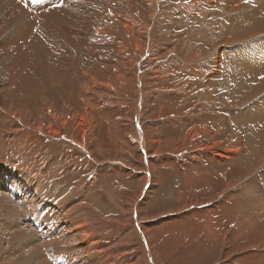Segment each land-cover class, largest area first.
<instances>
[{"label": "rangeland", "instance_id": "rangeland-1", "mask_svg": "<svg viewBox=\"0 0 264 264\" xmlns=\"http://www.w3.org/2000/svg\"><path fill=\"white\" fill-rule=\"evenodd\" d=\"M244 1L36 0L24 16L0 0V264L59 263L48 242L70 219L21 210L44 192V210L81 205L118 264H264V149L254 165L236 123L264 125V93L247 110L222 81L264 69V32L224 35L264 8Z\"/></svg>", "mask_w": 264, "mask_h": 264}, {"label": "bare ground", "instance_id": "bare-ground-1", "mask_svg": "<svg viewBox=\"0 0 264 264\" xmlns=\"http://www.w3.org/2000/svg\"><path fill=\"white\" fill-rule=\"evenodd\" d=\"M55 1L56 0H42L43 3H51V4L55 3ZM5 2L12 3L13 5L16 4L17 8L23 12L24 16L32 15L31 13H33V11L35 9L38 10V12H43V6L42 5H37L36 4V0H1L2 4H4ZM246 4H247V7L250 6L249 2L246 3L244 1V2L241 3V5L244 6V7L246 6ZM255 5H258V4H255ZM258 9H260L259 5H258ZM263 11H264V8L261 9L260 11L256 10V12H254V13H252V11H251V13L254 15V17H253L254 19L253 18L251 19V17H250V21L249 20H245L244 23L238 24V25L235 23L233 28L227 29L226 26H224L223 27L224 35H226L227 37H230V40L233 42V41H237L238 40V39L236 40V38H239V37L242 36V34H241L242 32H246V33L249 32L248 31L249 29H251L253 31L252 33H253L254 36H256L257 34L263 33L264 32V16H261V14H262L261 12H263ZM37 32L39 33V30H37ZM233 37H235L234 40L232 39ZM245 37L249 38L247 36V34H246ZM33 38H34V36H33ZM23 43H21V45ZM33 45H35V44H33ZM24 46H26V49H25L26 51H28V50L31 51L29 49L30 44H25ZM24 46H20V48H18V49L22 50ZM39 48H41V45L39 46ZM232 60H233V58H232ZM217 61L214 62V64H217V66H216V70L217 71H220L218 69H222V68H224V66L226 68L230 69V70L231 69L233 70V67H228V65H225V63L223 62V58L222 57L219 56L218 63H217ZM236 63H239V62L237 61ZM242 63H244V61ZM243 65L241 64L240 66L242 67ZM253 65L254 64H250V65L249 64L248 65L245 64L244 66H246V69L244 68V71H251L252 72V68L255 69L254 73H259V74H255V75H257L255 77H251L250 76V77H247V79H242L241 80L239 78L241 72L239 71V69H236V70H233L235 72L234 74L232 73V71H229V74H224V77H223L224 80L222 79L223 82L226 81L227 83L233 84V87H230L234 91L232 99L235 100L238 105H240V104L247 105V104L250 103L249 105L243 107V108H246V109L249 106H251V105H253L255 103L257 104V102L255 101L254 98H255V96L258 93H261V92L264 93V69L263 70H259L258 69L259 67H256V66H253ZM37 70L39 71V69H37ZM218 75H219V73H218ZM238 79H240V82H238ZM29 80H30V78H29ZM235 82H237V83H235ZM24 84L25 83L22 84L23 87H26L27 85L26 84L24 85ZM235 85H237V87ZM254 85H255V87L252 89V86H254ZM223 86H222V88H223ZM262 101H264V100L262 99ZM262 101L259 102L260 105L258 106V108L263 106L262 105V103H263ZM250 108H253V107H250ZM255 108H257V105H256ZM241 115L243 116V118H246V117H249V118H247L245 121L243 119H241L239 121H236V123H237L238 129L242 128L243 133H247L248 132V134L251 136V140H250L251 142L249 144H247V145L245 144V146H248L247 150L250 152V157H251L250 159H251L252 163H254V165L257 166L258 164H257V160L255 158L256 152H257L258 148H260L261 151H262V146H263V149H264V125H263V123H261L262 121L259 122L260 118L254 117L250 113L246 114V115H243V114H241ZM239 122H241V123H239ZM243 122H246L247 124H244ZM237 150H239V149L237 148ZM241 152H242V148H241ZM232 153L233 152H231L230 154H232ZM228 155L229 154H227V156ZM221 158H225L224 155ZM149 166H150V164H149ZM151 175H152V173H150V176L148 175L149 179H147V181H145L146 183L149 184V186H147L146 189H145L146 192H147V190H150L149 189L150 186H151L150 184L153 181L152 180L153 177H151ZM44 193H42V194H44ZM42 194L40 195V200L41 201H38V199L36 198L34 200V203L32 202L33 203L32 206H31V203H30V205L26 204L27 206L25 208L22 207L21 210L27 209V210L30 211V210L35 209L36 216H38L39 218L42 217L41 219H44L45 221L47 220L48 223L57 222V221H59V218H62L63 220L70 219L71 224L67 226L66 230H65V228L63 229L61 235L57 236V238H61V241L59 242V240L57 238H53V239H49L50 242H48L50 244V248L49 249H52L53 252L56 250L57 255L60 254L59 255L60 257H57V259L59 260V263H57V264H78L79 262H83V264H118L119 256H115V257L110 256L111 247L107 246L101 240V238H99L96 235V229L91 223L88 222V217L84 216L83 213H79V211H80V209L82 207L81 205L77 204L76 207L72 208L73 210L71 211V209L67 210L64 207H62V208L53 207V204L49 203L48 204L50 206L49 209L48 210H44L43 209V205H44L45 197H42L43 198L42 199L41 196H44ZM142 200H143L142 198L140 200H138L137 198L134 199L133 207L131 208V211H130L131 219L136 217L135 218L136 220L141 221V217H142V214H143L142 209H141ZM5 201H7V200L5 199ZM26 201H27V198H26ZM13 206L15 207V205H13ZM11 207H12V205H11ZM0 210L4 211L5 213L8 212L6 204L4 202H2V201H0ZM23 213H25V212H23ZM11 215H12V212H11ZM3 216H4V214H3ZM7 217H9V215H7ZM1 218H2V215H1ZM24 218H25V216H24ZM30 224H31V226L28 225V224L24 226V227L27 228L25 230H27V231H31L32 229L34 230L35 226L39 225L36 217H35V221L30 223ZM138 228H139V230L141 232V235H142L141 237L145 238V245L148 246V248H150L151 251H153L155 245H154V243L152 241V238L149 236V234L147 232L149 230L148 227L147 226L146 227L145 226H142V227L138 226ZM41 229H43L45 232H51L50 229L49 228L46 229V227H41L40 230ZM19 230H20V228H19ZM34 232H35V230L32 233H34ZM15 233H17V232H15ZM25 234H27V233H25ZM20 236H23V235H20ZM18 237L19 236H17V235L15 236V238H18ZM26 238L28 239V237H26ZM29 239L32 240L33 237H29ZM21 240H23V239H21ZM73 244L75 246H71ZM16 248L20 249L19 245L16 244ZM155 253H157V252H155ZM42 254L40 253V256H41V261L40 262H42V263H39V264H47L46 263V259L44 258V255H42ZM150 254L152 255V258L150 257V259L152 261V264H154V258H153L154 255L152 253H150ZM62 255L66 256V258H68V259H66L65 257L63 258ZM157 255H158V253H157ZM157 255L155 256V261L158 260V256Z\"/></svg>", "mask_w": 264, "mask_h": 264}, {"label": "crops", "instance_id": "crops-1", "mask_svg": "<svg viewBox=\"0 0 264 264\" xmlns=\"http://www.w3.org/2000/svg\"><path fill=\"white\" fill-rule=\"evenodd\" d=\"M187 16H190L191 18L194 16L191 13H189ZM225 60V59H224ZM226 61V60H225ZM251 158V157H250ZM251 160V159H250Z\"/></svg>", "mask_w": 264, "mask_h": 264}, {"label": "snow or ice", "instance_id": "snow-or-ice-1", "mask_svg": "<svg viewBox=\"0 0 264 264\" xmlns=\"http://www.w3.org/2000/svg\"><path fill=\"white\" fill-rule=\"evenodd\" d=\"M245 2H246V3H248V2H249V0H245Z\"/></svg>", "mask_w": 264, "mask_h": 264}]
</instances>
